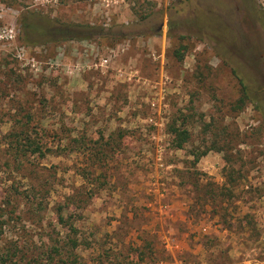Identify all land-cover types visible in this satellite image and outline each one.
I'll list each match as a JSON object with an SVG mask.
<instances>
[{
    "label": "rangeland",
    "instance_id": "obj_1",
    "mask_svg": "<svg viewBox=\"0 0 264 264\" xmlns=\"http://www.w3.org/2000/svg\"><path fill=\"white\" fill-rule=\"evenodd\" d=\"M262 104L264 0H0V249L264 264ZM21 126L45 156L13 155Z\"/></svg>",
    "mask_w": 264,
    "mask_h": 264
},
{
    "label": "trees",
    "instance_id": "obj_2",
    "mask_svg": "<svg viewBox=\"0 0 264 264\" xmlns=\"http://www.w3.org/2000/svg\"><path fill=\"white\" fill-rule=\"evenodd\" d=\"M61 1L65 2L66 0H61ZM21 18H20V24L26 29L25 30L26 35H29L30 32L29 28L40 29L42 31L40 33L45 34L44 30H47L46 28L50 25L49 24L50 21L45 18H44L45 19L44 23L39 26L30 24L29 22L26 21V19L24 21L23 18L26 17H23V15ZM169 35H172V33L169 32ZM239 83L241 85V96L238 98V102L243 105L245 102L249 101V94L247 87L240 78H239ZM170 133L172 135V145L178 149H181L183 147V144L187 142L189 138V134L187 130H181L179 127L175 125L171 126ZM10 134L13 137L12 140L9 141V144L12 149V152L14 153L13 155L17 157L25 156L27 155L26 153L37 154L38 156L43 157L47 152L50 151V149L45 147L44 144L40 140H38L36 136L34 137L30 134L29 129H24L22 128V126L18 131ZM204 153L205 152H203V154L201 155H204ZM192 155H193L192 164H195L200 158V155L199 154H192ZM6 203L8 205L10 203V199L9 200L7 199ZM59 208L62 209L63 207L60 206ZM5 212H6L5 208L0 207V218L3 219L4 217L3 220H0V237L4 233V228L7 225H9V222L11 220H14L16 217V216L13 217L12 214L10 213L8 215L9 218H7V216H5ZM69 216L71 217V215ZM8 219H10V221H8ZM59 221H63L64 223H67L68 221L67 218L64 217V214H62V211L59 213ZM70 229L73 234H76L77 229L75 227L70 226ZM67 243L71 249H74L81 244V242L78 240L76 235L74 237H68ZM59 249L60 248H58L57 246H54L53 248L47 250L46 252L47 256L45 260L49 261L48 264L53 263L52 261L54 260V256L56 254L60 255ZM19 252L20 250L17 248V246H13V245L7 248L0 249V264H19V261L21 259V257L18 254ZM70 255H72V253L67 255L66 259L63 260L62 258H59V260L57 261L62 264H72L73 260H75V257L73 256V259H70Z\"/></svg>",
    "mask_w": 264,
    "mask_h": 264
},
{
    "label": "water",
    "instance_id": "obj_3",
    "mask_svg": "<svg viewBox=\"0 0 264 264\" xmlns=\"http://www.w3.org/2000/svg\"><path fill=\"white\" fill-rule=\"evenodd\" d=\"M163 26H164V23L162 22L160 25H159V27H158V31H161L162 29H163Z\"/></svg>",
    "mask_w": 264,
    "mask_h": 264
},
{
    "label": "flooded vegetation",
    "instance_id": "obj_4",
    "mask_svg": "<svg viewBox=\"0 0 264 264\" xmlns=\"http://www.w3.org/2000/svg\"><path fill=\"white\" fill-rule=\"evenodd\" d=\"M262 56V55H261ZM262 109H264V105L262 104V107H261ZM261 109V111L264 113V110H262ZM263 120H264V116H263ZM264 123V122H263ZM264 125V124H263Z\"/></svg>",
    "mask_w": 264,
    "mask_h": 264
}]
</instances>
